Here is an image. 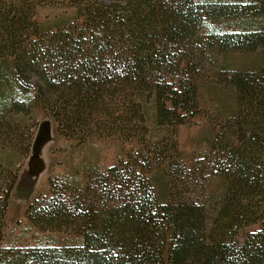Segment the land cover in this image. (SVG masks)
<instances>
[{
  "label": "trees",
  "instance_id": "1",
  "mask_svg": "<svg viewBox=\"0 0 264 264\" xmlns=\"http://www.w3.org/2000/svg\"><path fill=\"white\" fill-rule=\"evenodd\" d=\"M63 3L73 17L39 23V7ZM228 52L261 61L221 71L235 109L218 124L205 171L192 174L172 129L200 112L197 77ZM30 89L62 136H118L143 148L72 197L50 179V194L25 216L78 240L0 248V264H264V0H0V125ZM148 104L171 132L150 135ZM207 171L223 182L215 196L204 193ZM16 180L0 189L3 224Z\"/></svg>",
  "mask_w": 264,
  "mask_h": 264
},
{
  "label": "rangeland",
  "instance_id": "2",
  "mask_svg": "<svg viewBox=\"0 0 264 264\" xmlns=\"http://www.w3.org/2000/svg\"><path fill=\"white\" fill-rule=\"evenodd\" d=\"M74 12V8L65 3L47 5L38 8L36 17L44 27H52L73 17ZM260 61L261 56L256 53L228 52L216 55L200 71L197 77L200 112L187 123L172 129L179 161L185 163L192 174L204 170L201 162L210 151L218 124L235 109L234 90L222 81L221 71L256 66ZM35 95V89H30L26 97H17L23 109L10 111L0 125V189L13 173L17 175L14 188L10 191L4 224L0 221L2 249L59 247L77 241L78 235L74 232L42 230L31 223L25 216L29 203L40 195L50 194V179H54L59 191L68 189L66 195L69 197L73 196V189L77 191V188L85 187L88 190L109 166L122 157L127 160L129 155L143 148L139 141L123 140L118 136H92L82 142L68 139L58 132L56 121L49 112L37 99L33 100ZM147 110L151 136L158 138L170 131L152 121L150 104ZM207 173L209 181L204 193L215 196L221 191L223 182L212 173ZM163 176L158 168L150 174L156 191L163 190ZM258 226L246 227L242 235Z\"/></svg>",
  "mask_w": 264,
  "mask_h": 264
}]
</instances>
